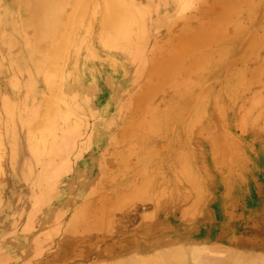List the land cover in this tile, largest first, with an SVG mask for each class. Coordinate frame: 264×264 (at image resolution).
I'll return each mask as SVG.
<instances>
[{
    "label": "rangeland",
    "instance_id": "rangeland-1",
    "mask_svg": "<svg viewBox=\"0 0 264 264\" xmlns=\"http://www.w3.org/2000/svg\"><path fill=\"white\" fill-rule=\"evenodd\" d=\"M118 1L0 0V264H264V0Z\"/></svg>",
    "mask_w": 264,
    "mask_h": 264
},
{
    "label": "bare ground",
    "instance_id": "bare-ground-1",
    "mask_svg": "<svg viewBox=\"0 0 264 264\" xmlns=\"http://www.w3.org/2000/svg\"><path fill=\"white\" fill-rule=\"evenodd\" d=\"M15 1V0H14ZM60 2L62 1V0H59ZM77 1V3H79V0H76ZM98 1L100 2V3H104L103 5L105 6V12L106 13H104L105 14V16L109 19L108 20V23L110 22V23H112V24H110V25H112L113 26V29L115 30V31H111V32H108V35L109 36H113L114 38H116V36L118 35L119 36V34H118V26H122V25H125V24H127V19H125L126 18V12L125 11H123V10H121V8H120V3H119V1L118 0H93V2L95 3L94 4V6L96 5L97 7H99L98 6ZM122 5V4H121ZM95 6V7H96ZM102 6V5H101ZM70 7V6H69ZM96 7V8H97ZM104 8V7H103ZM67 9H68V7H67ZM72 10V9H71ZM94 10H95V8H94ZM104 10V9H103ZM229 10V9H228ZM96 12V11H95ZM66 16V15H65ZM65 20V19H64ZM105 22V21H104ZM30 24V23H29ZM117 28V29H116ZM37 33V32H36ZM54 37V36H53ZM37 38V37H36ZM110 41V40H109ZM112 41V40H111ZM42 46V45H41ZM49 55V54H48ZM44 57H45V55H44ZM44 61V60H43ZM13 64V63H12ZM51 65V64H50ZM216 129V131H217V126H215L214 125V130ZM213 130V131H214ZM225 132V131H224ZM214 133V132H213ZM197 250V249H196ZM227 254V253H226ZM242 261V260H241ZM243 262V261H242Z\"/></svg>",
    "mask_w": 264,
    "mask_h": 264
}]
</instances>
